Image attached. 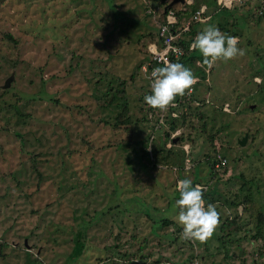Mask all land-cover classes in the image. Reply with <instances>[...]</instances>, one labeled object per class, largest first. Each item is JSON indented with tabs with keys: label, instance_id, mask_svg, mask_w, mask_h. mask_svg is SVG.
<instances>
[{
	"label": "rangeland",
	"instance_id": "1",
	"mask_svg": "<svg viewBox=\"0 0 264 264\" xmlns=\"http://www.w3.org/2000/svg\"><path fill=\"white\" fill-rule=\"evenodd\" d=\"M157 1L0 0V264H28L27 252L37 264H192L207 247L216 254L203 264L264 262L262 239L238 233L227 258L217 240L227 218L254 231L264 215V0L235 1L199 25L238 37L246 55L211 69L196 63L198 80L206 76L195 93L203 120L191 118L198 130H170L166 112L156 123L146 110L151 80L140 64L166 11ZM182 134L194 141L173 145ZM159 142L183 147V165H155ZM214 148L227 158L219 172L209 165ZM185 178L219 205L203 243L183 239L176 222Z\"/></svg>",
	"mask_w": 264,
	"mask_h": 264
},
{
	"label": "clouds",
	"instance_id": "2",
	"mask_svg": "<svg viewBox=\"0 0 264 264\" xmlns=\"http://www.w3.org/2000/svg\"><path fill=\"white\" fill-rule=\"evenodd\" d=\"M238 44V37L227 35L217 26L209 24L196 35L190 48L198 51L203 58L202 65L211 69L218 61L227 62L245 56L246 51ZM149 78L151 94L144 96V103L163 112L177 107L176 98L190 94L198 83L193 71L179 62H165L162 67L153 68ZM176 190L179 192V199L175 202L179 210L176 222L182 228V238L193 243L206 242L219 226V205L206 204L204 187L193 185L190 178L178 180ZM193 264L200 262L196 260Z\"/></svg>",
	"mask_w": 264,
	"mask_h": 264
},
{
	"label": "trees",
	"instance_id": "3",
	"mask_svg": "<svg viewBox=\"0 0 264 264\" xmlns=\"http://www.w3.org/2000/svg\"><path fill=\"white\" fill-rule=\"evenodd\" d=\"M194 1L191 4H185V5H187L186 7L188 9L187 8H182L181 10H178L176 12V15H177L179 23H181L184 20L188 19L192 15V13L202 4H205L207 6V11H208V13L210 15H211V12H213L212 14L214 16L216 15L217 17H219V12H223V11H231V12H233L234 11V9L233 10H228L227 8H220L217 5L216 0H200V1L199 0H194ZM155 5L156 6H153V7H163L164 8L167 5V1L166 0H158ZM262 13L263 12H261L259 14L260 17H262ZM199 25H202V23H195V22L191 23L189 31L185 32L183 34V38L180 40V45H182L183 48L185 49L184 55L181 56V57H178V58H176L174 56H171V62H173V63H176V62L182 63L186 67L190 68L192 71L196 68L197 61H199L202 64V59H203L198 51L189 50V43L191 41H193L195 39L196 35L199 33ZM7 37L9 39L13 40L11 35L8 34ZM156 42H158V43L161 42V38L158 36V30H157V40H156ZM148 64H150L152 68L153 67H162L163 66V64H158V63L152 61L151 59L148 62ZM141 65H145V62H142L140 64V67H141ZM198 69L199 68H197L195 71H197ZM205 79H206V76H205V74L203 72V73H201L200 80H198V83L194 86V88L192 90V93L190 95H188V96H186V94H185L183 97H177L176 101H175V103L177 104V107L169 108L168 111H166V114H164V121H166L169 124V129L171 128L170 130H176L180 126L184 127V125H186L187 122H189L190 127L194 128L195 130H198V128H196L194 126V122H193V120L191 118H195V119L200 120V121L203 120V116H201L202 114H200L199 112L196 113V109H198L199 106L201 107L202 105H204L205 104V100L200 101L195 93H196L198 85L200 83H204L205 84ZM120 85L121 84H119V86ZM147 94L150 95L151 94V90H149V92H147ZM196 103H197V105H196ZM146 110H148L149 113H152L155 116L154 117V121L156 123H158V118H159V116L161 114V111L157 110V109H152V108H150L148 106H146ZM173 112L177 113V116H172ZM118 121H120V122H117V124H124L125 122H129V121L122 120L121 118H119ZM204 128H205V122H203L200 125V129H201L200 132L201 133L204 132ZM156 131H157V129H156ZM159 131H162V130L159 129ZM164 132L165 131H162V133H164ZM164 134L165 135L163 136V138L167 139V137H168L167 133L165 132ZM208 136L207 137L209 138L210 142L212 143L213 142V136L212 135H208ZM152 139H154V136H153ZM161 139L162 138L160 136V139L158 138V141H161ZM156 140H157V138H156ZM170 140H171L173 145H178V147H181V146H179V144H182L185 141L192 142V141H194V138H192L191 136H188L187 138H185L184 134H182L178 139H173L172 138ZM158 145H160V147ZM175 149H177V148H175ZM180 152H181V154H179L178 151H175L172 147L166 148L165 146L162 145L161 142H159L156 146H154V148L152 149V152L150 153V155H151V157L154 156V158H153L154 160H152V161H153V163L155 165L157 163H165V164L172 163V164H179L180 166H182L183 165V160H184V157H185V150H184L183 147H182ZM216 152L217 151L214 148V150H213V153H214L213 157L214 158L212 159V163H209L210 169L211 168L214 169L213 164L215 162H217L218 154ZM163 154H164V156H162ZM160 155L162 157H160ZM224 158L226 159V162H227V158L226 157H224ZM226 162H225V164H226ZM214 171L215 172H219L220 170H218V171L214 170ZM193 185H195L194 182H193ZM205 191H204V194H203L204 195V200H205L206 204H208V203L211 202V200H210L209 194L206 193ZM255 218H256L255 219L256 220V224L254 226V228H255L254 231L252 229H250V227H248V225H246V224H243V225L239 224L240 221H242V219H243V217H240V216H239V218H238V216H235V217H233L231 219L227 218L222 223V225L220 226V230L219 231L223 232V234H222V236H218L217 240L220 242L222 248L224 250H226L225 254H224L225 258L228 257L227 256V251H228L229 245H231V243L233 242V239L240 232H243L242 236H244V238L245 237L248 238V240L251 241V242L255 243L259 239H262V241L264 242V230L261 228L262 225L264 227V215L261 212H258ZM239 219H240V221H239ZM161 221H163L162 223H164L165 225L168 224V223L173 222V220H170V219H163ZM227 227H228V230L224 232V230ZM25 248L27 250H29L26 246H25ZM82 248H83L82 245L79 243V241H77L74 244V255H77V256L80 255L82 253V250H83ZM243 251H245V250H243ZM214 254H216V253H213V252L209 251V248L207 247L206 250H205V254L202 255L200 257V259H199L200 263L203 264V262H202L203 260L213 257ZM191 257L192 256H190V258H188L189 261H192ZM258 259L261 261V257L260 256H258ZM258 259L256 258L253 261H251L250 263L249 262L247 263L244 258H241V263L242 264H264V262H262V261H261V263H259V261H257ZM26 262L28 264H37L38 258L31 259L29 257V252H27ZM215 262H216V260H215ZM182 264H187V263L186 262H182Z\"/></svg>",
	"mask_w": 264,
	"mask_h": 264
},
{
	"label": "built area",
	"instance_id": "4",
	"mask_svg": "<svg viewBox=\"0 0 264 264\" xmlns=\"http://www.w3.org/2000/svg\"><path fill=\"white\" fill-rule=\"evenodd\" d=\"M235 1L240 2L241 0H216L217 5L220 8H231L232 4ZM192 2L193 0H185V2L181 4H191ZM177 11L178 10L172 7H168L166 9L163 15L162 22L158 26V36L161 38V42L158 43L155 41L148 45V51L150 53L151 60L158 64L164 65L165 62H171V56H174L176 58L183 56L185 53V49L182 45H180V40L183 38V34L189 31L191 23H206L211 17V15L207 11V6L205 4L200 5L188 19L184 20L181 23H179L178 21L176 15ZM192 42L193 41L189 43V50H192L190 48ZM197 64H200V62L197 61ZM153 68L150 64L143 65V70L147 71L150 76ZM190 94L186 95L188 96ZM172 116L177 115L173 112ZM225 162L226 159L219 154L217 156V162L213 164L214 170H221L223 165H225ZM204 264H207V262H205Z\"/></svg>",
	"mask_w": 264,
	"mask_h": 264
},
{
	"label": "water",
	"instance_id": "5",
	"mask_svg": "<svg viewBox=\"0 0 264 264\" xmlns=\"http://www.w3.org/2000/svg\"><path fill=\"white\" fill-rule=\"evenodd\" d=\"M184 2H185V0H171V1L166 5L165 9H167L168 7L173 6L175 3H184ZM12 78H13V73L11 74L10 77H8V78L4 81V84L2 85V89H6V88H8V87L10 86ZM246 140H247V133H245V135H244L241 139L238 140V143H239L240 145H244L245 142H246ZM23 244H24V246H26L28 249H30V246L27 244V241H26V240H25V242H24Z\"/></svg>",
	"mask_w": 264,
	"mask_h": 264
}]
</instances>
